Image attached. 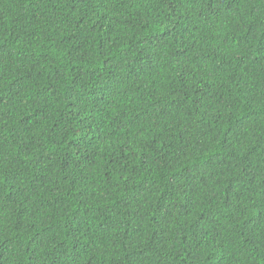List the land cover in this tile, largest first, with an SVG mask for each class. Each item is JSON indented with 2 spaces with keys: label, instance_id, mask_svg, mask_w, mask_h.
Masks as SVG:
<instances>
[{
  "label": "trees",
  "instance_id": "obj_1",
  "mask_svg": "<svg viewBox=\"0 0 264 264\" xmlns=\"http://www.w3.org/2000/svg\"><path fill=\"white\" fill-rule=\"evenodd\" d=\"M0 264H264V0H0Z\"/></svg>",
  "mask_w": 264,
  "mask_h": 264
}]
</instances>
